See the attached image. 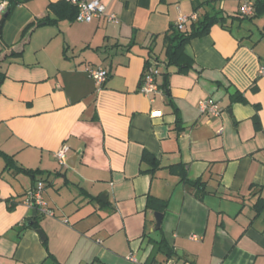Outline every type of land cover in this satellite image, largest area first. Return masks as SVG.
<instances>
[{
	"label": "crops",
	"instance_id": "obj_1",
	"mask_svg": "<svg viewBox=\"0 0 264 264\" xmlns=\"http://www.w3.org/2000/svg\"><path fill=\"white\" fill-rule=\"evenodd\" d=\"M58 1L25 0L0 32V150L40 171L17 173L0 156V264H264V210L254 209L264 197V15L244 18L241 0H102L105 15L79 22L69 7L51 10ZM217 11L225 21L186 46L191 67L169 66L165 35L178 16ZM46 18L56 21L21 39ZM151 62L158 90L146 95ZM97 66L109 70L102 85ZM207 98L220 115L200 112ZM182 169L216 191L196 197ZM38 180L54 216L23 203ZM162 238L172 257L155 253Z\"/></svg>",
	"mask_w": 264,
	"mask_h": 264
},
{
	"label": "trees",
	"instance_id": "obj_2",
	"mask_svg": "<svg viewBox=\"0 0 264 264\" xmlns=\"http://www.w3.org/2000/svg\"><path fill=\"white\" fill-rule=\"evenodd\" d=\"M9 1V14L12 12V10L25 0H8ZM255 3V14L252 16H245L244 18L248 17L250 19H254L256 17H260L264 15V0H254ZM51 10L55 12L59 11H66L68 10L67 7L70 8L71 14L70 17H75L78 8L71 4L69 0H61L56 3H51L49 5ZM196 10H198V7H196ZM55 19H43L41 21L37 22H31L29 23L22 31L21 39H24L28 36V34L38 25L44 24V23H54ZM225 21V17L221 15L220 11H217L215 13L206 12L202 16L198 17L196 20L191 21V26L186 27L184 31H179L176 27V29L173 28V30L169 33H166L165 35V52H166V58H167V64L170 66H176L178 67V70L183 71L187 70L192 65V58L187 54L186 52V46L187 44L194 38L202 37L204 35H207L210 31V28L216 24V23H223ZM8 48L7 45H3L0 48V54ZM15 53L12 52V55ZM20 54V53H19ZM148 65V64H147ZM4 80V74L0 71V85L2 81ZM167 83H165V86ZM237 99H242L241 97H238ZM177 123L180 125L181 118L177 115ZM0 156L4 158L6 162V168L14 169L17 173H25L28 175L33 176L36 178V174L40 171L25 168L17 163L14 156L9 155L3 151L0 150ZM145 158L149 160L150 162H155V158L145 153ZM173 166L172 168H174ZM181 179L188 185L189 188H191L195 194L196 197H199L202 199L204 191L206 190V184L202 179H195L191 180L187 177L186 171L182 169L179 172ZM147 207L149 208H155L158 211L164 212L167 208V202L154 198L149 197L147 202ZM254 209L259 214L261 211L264 210V197L258 198L257 202L254 205ZM36 216V215H35ZM39 222L34 221L32 224L29 225V227H36L39 228ZM155 246V253L161 251L168 257H172L175 254V249H173L172 246L169 245V243L162 238L161 240H157L154 243Z\"/></svg>",
	"mask_w": 264,
	"mask_h": 264
},
{
	"label": "built area",
	"instance_id": "obj_3",
	"mask_svg": "<svg viewBox=\"0 0 264 264\" xmlns=\"http://www.w3.org/2000/svg\"><path fill=\"white\" fill-rule=\"evenodd\" d=\"M69 2L78 8L75 19L79 22H91L94 18L105 15L106 5L102 2V0H69ZM241 3L242 4L240 5L239 13L242 16H252L255 14L254 0H241ZM8 7V0H0V16L8 10ZM197 18L198 15L196 12L190 16L180 14L176 21V27L179 31H184L187 27V24L196 20ZM108 20H115V16L109 15ZM89 72L91 77L98 85L105 83L109 75V70L102 66L92 67L89 69ZM159 73L160 70L157 63L151 62L145 67L143 79L140 85L141 93L151 95L157 92V76ZM259 75L264 76V65L260 67ZM199 110L202 114L217 116L220 115L223 109L213 98H207L200 102ZM153 115L159 116L161 115V111H154ZM70 149L71 148L69 145L64 144L58 151L55 152V156L60 161V163H66ZM44 188V181L38 180L36 184L27 191L23 203L30 208L37 210V212L43 215L54 216V211L49 207L47 201L43 197ZM130 259H132L134 262H137V259L134 257V255H131ZM165 264L174 263L172 261H168Z\"/></svg>",
	"mask_w": 264,
	"mask_h": 264
},
{
	"label": "water",
	"instance_id": "obj_4",
	"mask_svg": "<svg viewBox=\"0 0 264 264\" xmlns=\"http://www.w3.org/2000/svg\"><path fill=\"white\" fill-rule=\"evenodd\" d=\"M9 9L3 14L2 18H0V32H1V28H2V24L5 20V18L8 16L9 14ZM207 191H213L215 192L216 189L212 188V187H207ZM34 215H37V210L33 211ZM155 218H156V226L155 229H159L161 227V223H162V219H163V213L161 212H155ZM40 233H43L42 230H39ZM45 238V237H44ZM181 253V252H180Z\"/></svg>",
	"mask_w": 264,
	"mask_h": 264
},
{
	"label": "rangeland",
	"instance_id": "obj_5",
	"mask_svg": "<svg viewBox=\"0 0 264 264\" xmlns=\"http://www.w3.org/2000/svg\"><path fill=\"white\" fill-rule=\"evenodd\" d=\"M220 6V3L219 4H217V7H219ZM259 21V25L260 26H262V23L264 22V19L262 18L261 20H258ZM254 27V29L256 30V31H258V27L257 26H253ZM236 29V28H235Z\"/></svg>",
	"mask_w": 264,
	"mask_h": 264
}]
</instances>
